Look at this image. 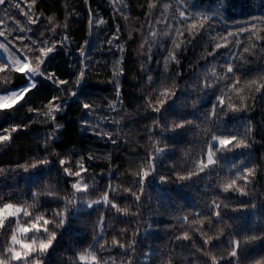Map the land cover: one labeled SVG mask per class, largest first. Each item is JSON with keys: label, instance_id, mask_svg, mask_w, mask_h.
<instances>
[{"label": "trees", "instance_id": "16d2710c", "mask_svg": "<svg viewBox=\"0 0 264 264\" xmlns=\"http://www.w3.org/2000/svg\"><path fill=\"white\" fill-rule=\"evenodd\" d=\"M20 3L33 19L40 18L39 23L29 25L13 0L8 8L0 6V30L16 35L20 28H31V32L22 33L26 37L24 44H28L27 37H40L43 32L51 36L52 28L56 30L55 37H70L48 63L49 72L70 81L69 85L57 88L41 80L38 89L26 94V102L22 100L10 109H0V131L19 129L11 133L10 142L0 144V168L4 169L0 173V198L20 202L33 218L45 214L51 219L56 211H63L67 217L45 264H74V257L99 248L100 243L113 247L114 237L129 245L136 241L133 264H210V257L205 254L209 248L212 255L225 257L221 264H232L227 260L230 237L264 232V90L256 93V85L251 89L246 86L252 79L257 84L264 83V51L259 47L262 41H257V48L251 50L252 41L247 34L234 38L227 34L244 24L256 36L264 33V23L260 22L264 20V0H187L184 4L187 16H196V21L188 20L185 24H180L178 13L172 11L175 0H35V3L20 0ZM164 3H169L168 9H164ZM166 21L170 27L165 26ZM192 23H203L206 29H198L200 34L188 44V28ZM117 28L120 39L109 45L108 40L117 34ZM173 39L177 43L185 41L175 50L180 63L169 59L165 70L164 59L168 51L174 50ZM234 39L240 40L242 46L234 44ZM16 43L20 45L19 41ZM216 43L222 47L209 56ZM225 44L228 46L224 47ZM117 45L124 50L119 51ZM243 47H250V53L244 54ZM81 48L86 50V57H81ZM21 51L30 55L23 47ZM232 53L237 55L234 64L236 76L241 80L239 94L230 90V81L223 79ZM30 59L35 62V56L30 55ZM8 62L0 53V64ZM213 69L219 82L199 91L206 82L217 79L212 75ZM78 70L86 72L82 86L75 84ZM149 75L153 77L152 84L146 79ZM22 83L21 74L0 73V89ZM165 87L175 91L177 98L165 105L166 116H162L160 123L170 128L174 120L191 121L185 128L161 132L153 120L157 114L151 112L148 101L152 97L163 99L159 93ZM221 89L225 105H239L240 96H244L248 110L230 112L227 119H214L212 105ZM72 91H77L76 97L71 96ZM56 95L67 98L64 110L55 113L62 126L59 129L44 115L47 104ZM196 100L198 103L193 106ZM83 103H90L91 109L84 110ZM29 108L34 111L29 112ZM245 128L251 129L247 137L251 148L224 152L214 168L193 175L190 180L176 178V173L187 175L197 171L196 165L206 158V141L211 135L235 134L243 138ZM103 133L110 134L117 143L113 144ZM45 143L47 147L43 146ZM157 148L166 151L156 161L155 174L148 177L141 201L136 202L124 190L131 188L140 193L138 177L144 170L152 171L149 157L156 155ZM46 154H50L51 160L46 167L28 172L17 167L43 159ZM61 158L69 160L66 166L73 170L84 158L87 173L81 178L64 175L58 163ZM241 160L243 165H239ZM234 164L256 168L257 177L248 186L253 189L248 196L222 192L220 185L235 178ZM160 175L172 179L162 184ZM77 179L89 183V195L71 188ZM109 185L114 189L109 193L110 200L114 198L122 209H127L126 213H117L103 204L88 209L81 201V197L102 200ZM69 200H76L77 207L68 204ZM213 201L222 206V220L212 216ZM241 201L255 202L258 207L233 211L240 209ZM225 203L228 208H223ZM15 227L13 224L12 228ZM49 227L52 230L53 226ZM184 232H188L189 240H177ZM11 235V230L7 236L0 231V247L11 243ZM209 236L213 237L210 245H204ZM118 251L114 249L113 254ZM108 255L104 253L105 258ZM240 259L241 264H264V240L245 245ZM116 264H127V258L117 256Z\"/></svg>", "mask_w": 264, "mask_h": 264}, {"label": "snow or ice", "instance_id": "6c2138e0", "mask_svg": "<svg viewBox=\"0 0 264 264\" xmlns=\"http://www.w3.org/2000/svg\"><path fill=\"white\" fill-rule=\"evenodd\" d=\"M35 3V0H32ZM13 3V0H0V6H4L8 8ZM187 3V0H175L174 7L172 11L174 14L178 13L179 23L185 24L188 20L196 21V16H187L186 9L184 8V4ZM15 8L19 10L20 13L25 15L27 19V23L29 25L38 24L40 18L36 17L35 19L32 18L31 14L25 12L24 9L21 7L20 0H15L14 4ZM164 9L169 8V3L163 4ZM203 15V14H202ZM163 18V13H161V17ZM157 22H159V19ZM204 20H208L207 16H203ZM264 23V20L260 21ZM91 23V21H90ZM103 23V21H101ZM249 23L255 24V21H251ZM166 27H170V22L165 23ZM67 28V24L65 25ZM198 29H206V25L203 23L197 24L192 23L188 28V35L190 39L187 40L188 44L192 43V40L195 39L197 35L200 34ZM31 32L32 29H24L20 28L17 30V34L13 35L6 30H0V37L3 38L0 41V49H4L5 52H10V62L0 64V73H8V72H15L21 74L23 78V83L17 87H4L0 89L6 93L3 96H0V109L7 110L13 107V105L17 104L19 101L25 100V96L33 89H38L39 83L41 80L48 81L52 83L54 86L59 88L62 85H69L70 81L65 79H60L56 73L49 72L48 70V63L52 58V54L58 50L61 46H66V41L70 39L68 35H64L63 39H59V37H55V28H52L50 31L52 33L51 36L47 34V32L41 33L40 37L32 38L27 37L28 44H24L23 41L25 40V36L22 33ZM247 34V38L252 41L251 50H255L257 48V41H262L259 45L261 51H264V33H261L259 36H256L254 32L250 31L247 24L240 25L237 27L235 32H229L227 35L228 37H237L239 35ZM155 35V33H153ZM165 36H169L168 32L164 33ZM180 36L184 35L183 31L179 32ZM59 39V43L57 40ZM119 28H117V34L112 37V39L108 40V44L111 45L114 40H119ZM227 39V37H225ZM16 41L20 42L18 46ZM185 43V41H180L179 43L176 42L175 39L172 40V44L174 45V50L168 51L167 55L164 59V68L167 70L168 67V60L179 64L180 61L177 58V54L175 52L176 49L181 48V44ZM233 43L237 46H242L241 41L238 39H234ZM163 47V44L159 45ZM227 47L228 45H223ZM21 47L27 49L28 53L31 56H35V62L30 59V55H25L21 51ZM143 47V45H141ZM222 45L220 43L215 44V48L212 52H209V56H214L216 50L220 49ZM119 51H123L124 49L117 45ZM81 57H86V50L81 48L80 50ZM152 49L151 46L148 48V52L151 53ZM243 53L247 54L250 53V47H243ZM246 63L247 60L245 57H240ZM150 61L152 59L151 55L147 57ZM237 59V55L232 53L229 57L227 62L226 68L223 70L224 75L223 79L226 81H230V90L235 91L239 94L242 89L240 88V78L236 76V65L234 61ZM159 63V62H158ZM79 75L75 80L76 85L82 86L83 78L86 76V72L84 70H78ZM75 75V73H73ZM179 75V74H178ZM213 77H217L216 80L213 82H206L199 91L203 92L208 88L213 87L214 83L219 82V76L215 69L212 70ZM264 78V77H262ZM147 81L152 84L153 77L151 75L146 77ZM253 85H256L255 92L261 93L264 90V83L257 84L256 79H252L247 83V87L249 89L252 88ZM172 87H175L173 84ZM221 94L216 97V103L212 105V116L214 119H227L229 113H239L242 111H247L249 105L244 103L245 100L244 96H240L241 103L239 105L235 103H228L225 105L224 99V91L223 89L220 90ZM163 99H158L156 97H152L151 100L148 101L150 105V110L157 115L153 117L154 122L157 124L161 132L164 131H176L182 128H185L188 124H191V121H177L174 120L172 126L169 128L167 125L160 123L162 116L165 117L166 113H164L165 105H167L170 101H173L177 98L176 92L172 91L170 88L165 87L163 91L159 93ZM72 97L77 96V91L71 92ZM66 97H61L59 95L53 96L52 99L47 104V109L44 113L45 116L50 117L51 120L54 122V128L59 129L62 127L58 121H56L55 113H59L64 110V103L66 101ZM255 100V96L252 97ZM152 100H155V105L152 106ZM26 102V100H25ZM195 103H198V100L194 101L193 106ZM84 110H90L91 105L90 103H83L82 105ZM112 110L115 111V106H112ZM34 111L33 109L29 108V112ZM89 123V122H85ZM19 129L17 127H12L9 129H3L0 131V144H4V142H10L12 140L11 133L17 132ZM251 131L250 128H245L243 133V138L238 137L235 134L229 135H211L210 139L206 141V158L201 159L199 163L196 165L197 171L195 173L189 172L187 175H180L176 173V178L178 180H190L193 175H198L200 173H205L206 171H210L214 168L220 155L224 152H234L239 149H249L251 148V143L248 140V133ZM102 136H107L108 139L113 143H117L115 139L108 133H103ZM47 147V143L43 145ZM166 151L165 148H157L156 155L153 157H149L151 160V168L152 171L144 170L142 175L138 177L137 184L140 188V193L133 191L131 188H126L124 190L125 193L134 197L136 202H140L142 198V193L144 192L148 177L150 175L155 174V164L156 161L160 158V155ZM54 154V153H53ZM46 154L43 159L37 158L35 162L31 164L25 163L22 165H18L17 167L23 169L24 172H28L30 169H37L40 166H48L51 163V160L48 158ZM87 159H94V157H88ZM84 158H81L77 164L74 165L75 170L73 168L67 167L66 165L70 163L69 160L66 159H59L58 163L64 175L68 177H77L81 178L82 174L87 173L88 169L84 165ZM244 161L241 160L239 165H243ZM239 165H233L232 168L237 169L234 173V177L230 179L227 183L220 185L222 192L227 193H236L240 196H248L250 189L248 186L253 184L257 177V171L255 167H240ZM4 171L3 168H0V173ZM172 177L166 175H160L159 181L160 183H168ZM94 180V177H93ZM243 186H241V183ZM71 188L74 189L77 193H82L84 196H87L91 193L90 185L87 182H83L82 179H77L75 182L71 183ZM110 191H114L111 185L109 188L104 191L103 199H93V200H84L81 197V201L87 205L88 209H92L94 205L103 204L106 208L110 207L111 209H115L117 213L120 212H127V209H122L118 203L114 201V198L110 200L109 193ZM53 194L50 192L49 196ZM68 204L72 205L73 207H77L76 200H69ZM213 208L215 209L212 213V216L217 218V220H222V212H221V204L216 203L213 201ZM229 205L225 203L223 208H228ZM258 207L257 203L255 202H240V209L233 208V211L241 210V209H256ZM26 218V219H25ZM66 215L63 211H56L53 213L52 218H46L45 214L35 215L33 218L32 213L27 210V207L23 206L20 202H12L6 201L0 198V231L3 232L5 236L9 230L12 231L11 235V243L6 245V247H0V264H45L46 259L48 257L50 249L53 248L54 243L57 240L58 230L61 229L66 223ZM187 219V217H185ZM15 224L16 227L13 229L12 225ZM50 225L53 226L52 230H50ZM230 227V225H228ZM41 234L43 238L37 239L35 234ZM188 232H184L183 236H177L176 239L180 240L183 239L185 241L189 240ZM102 239V237H101ZM213 237L209 236L207 239L203 241L204 245H210ZM259 240H264V232L260 234H252L246 235L242 238H235L230 237L229 239V249L227 260H231L232 264H241V253L244 250V246L247 244L255 243ZM95 243H99V241H95ZM112 246L108 247L107 243H100L99 248L94 250L85 251L82 254H79L77 257L73 258L74 264H116L117 256H123L127 258V264H133V257L135 256V246L136 241L133 240L131 244H125L121 242L120 239L113 238L112 239ZM114 249H118L119 251L113 254ZM202 253H205L204 249H201ZM104 253H108L109 255L107 258L104 257ZM210 257V264H221V261L225 259V257L220 256L219 258L216 255L211 254V248L207 249L205 253ZM195 264V262H194Z\"/></svg>", "mask_w": 264, "mask_h": 264}, {"label": "rangeland", "instance_id": "374dc122", "mask_svg": "<svg viewBox=\"0 0 264 264\" xmlns=\"http://www.w3.org/2000/svg\"><path fill=\"white\" fill-rule=\"evenodd\" d=\"M0 26H1V23H0ZM0 41H2V38L0 37ZM0 53L3 54L10 62V52H5L4 49H0ZM6 93H0V96H3L5 95ZM36 238L37 239H40V238H43V236L39 233L35 234Z\"/></svg>", "mask_w": 264, "mask_h": 264}, {"label": "water", "instance_id": "95a60500", "mask_svg": "<svg viewBox=\"0 0 264 264\" xmlns=\"http://www.w3.org/2000/svg\"><path fill=\"white\" fill-rule=\"evenodd\" d=\"M0 93H4L3 91H1Z\"/></svg>", "mask_w": 264, "mask_h": 264}]
</instances>
